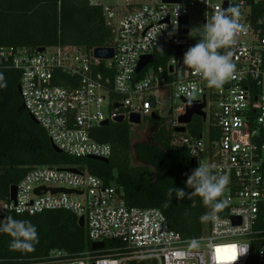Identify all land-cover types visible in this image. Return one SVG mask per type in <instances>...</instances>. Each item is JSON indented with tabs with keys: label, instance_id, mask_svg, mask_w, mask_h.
I'll use <instances>...</instances> for the list:
<instances>
[{
	"label": "built area",
	"instance_id": "obj_1",
	"mask_svg": "<svg viewBox=\"0 0 264 264\" xmlns=\"http://www.w3.org/2000/svg\"><path fill=\"white\" fill-rule=\"evenodd\" d=\"M99 7L110 32L108 46L86 50L55 45L42 51L1 47L0 62L18 70L22 108L46 132L61 153L73 158L109 159L111 146L96 141L93 131L119 116L133 127L145 119L150 126L176 128L173 143L187 148L196 166L212 167L214 174L227 175L230 183L220 197L225 202L218 218L205 222L200 245L170 228L156 208L126 204L121 187L106 185L81 165H39L29 168L14 185L11 198L0 194V222L9 213L34 215L63 209L77 220L89 244L119 242L128 253L122 256L84 252L74 260L62 251H52L47 262L37 264H127L151 258L157 264H248L252 251L255 263L264 264V0H88ZM239 6L244 25L230 49L236 72L221 88H209L194 71L183 67L182 58L196 42L190 38L192 11H202V26L216 11ZM187 17V32L180 33ZM176 25L175 34L169 33ZM166 27V28H165ZM158 47L170 49L163 64L155 65ZM96 48H111L112 58L95 57ZM151 62L136 72L142 57ZM179 103V105H178ZM205 137L186 134L192 124L178 118L187 106H199ZM139 124H130L131 115ZM176 114L175 119L173 115ZM158 117L152 121L151 117ZM198 130V126H195ZM143 129V130H145ZM74 170V171H72ZM43 188L45 190H43ZM39 191L36 192V190ZM65 189L74 193H53ZM1 232V230H0ZM247 248L244 254L243 249ZM0 264H2L0 262Z\"/></svg>",
	"mask_w": 264,
	"mask_h": 264
},
{
	"label": "trees",
	"instance_id": "obj_2",
	"mask_svg": "<svg viewBox=\"0 0 264 264\" xmlns=\"http://www.w3.org/2000/svg\"><path fill=\"white\" fill-rule=\"evenodd\" d=\"M110 32L105 27L99 7L88 0H0V48L36 49L55 45L78 46L86 50L108 46ZM162 49V50H161ZM170 49L158 47L155 65L163 64ZM20 73L9 63L0 62V194L16 184L34 166L81 165L108 185L121 187L127 205L156 208L165 216L171 229L182 238L199 237L205 222L200 217L209 211L199 196L177 200L167 197L169 188L185 187L187 174L197 166L183 145L173 143V128L150 126L148 139L131 145V126L126 122L109 123L93 131V137L111 146L107 164L86 158H73L56 153L46 132L31 121L22 108L17 91ZM192 136H199L194 122L188 126ZM135 161V163H133ZM222 208L218 210L221 212ZM28 221L37 232L33 250H10L12 236L0 232L2 264H37L47 262L52 251H62L65 259L74 260L90 250L85 230L71 212L58 209L27 215L9 213L6 218ZM116 248L119 256L128 251L116 241L105 242L97 255L109 254ZM252 251L248 264L255 263ZM127 264H157L151 258L132 259Z\"/></svg>",
	"mask_w": 264,
	"mask_h": 264
},
{
	"label": "clouds",
	"instance_id": "obj_3",
	"mask_svg": "<svg viewBox=\"0 0 264 264\" xmlns=\"http://www.w3.org/2000/svg\"><path fill=\"white\" fill-rule=\"evenodd\" d=\"M241 11L239 6L229 5L226 9L216 11L210 18H206L203 26L194 28L199 33L198 41L187 49L182 58L183 67L200 75L209 88H221L236 72V65L232 60V52H221V49H230L236 43V37L244 31L240 23ZM166 28V27H165ZM176 25H173L169 36L175 34ZM162 50V49H161ZM230 183L227 175L214 174L212 167L199 162V166L187 174L185 187L169 188L167 197L171 200L175 193L177 200L185 198L191 200L199 196L203 205L209 209L201 217V222L215 221L218 210L225 204L220 199ZM0 230L12 236L10 250H33V242L37 240V232L28 221H17L11 217L0 222ZM190 248H197L200 241L192 238L188 241ZM244 254L247 248L243 249Z\"/></svg>",
	"mask_w": 264,
	"mask_h": 264
},
{
	"label": "water",
	"instance_id": "obj_4",
	"mask_svg": "<svg viewBox=\"0 0 264 264\" xmlns=\"http://www.w3.org/2000/svg\"><path fill=\"white\" fill-rule=\"evenodd\" d=\"M165 2H171V3H179L180 0H164ZM186 25H187V17H184L182 18L181 20V26L182 28H180V33L181 34H185L187 32V29H186ZM38 51H42L43 50V47H39L37 48ZM94 55L95 57H98V58H102V59H108V58H112L113 56V51L111 48H96L94 50ZM152 60V56L148 55V56H145V57H142L141 60L139 61L138 63V66H137V69H136V72H138L139 70H141L146 64H148L149 62H151ZM17 91L19 93L20 91V88L19 86H17ZM204 107V103L200 104L199 106H187V109H186V113L185 115H182L178 118V123L179 124H182V125H187V124H190L191 120H192V117L193 116H199L201 117L203 120H204V113L201 112V109ZM31 121L35 124H37V122L34 120V118L29 115ZM152 121H157L158 120V117L155 116V115H152L151 117ZM115 122L116 123H121L123 122V118L121 116L117 117L115 119ZM128 122L130 124H139L140 122V119H139V116L136 115V114H133L129 117L128 119ZM109 123L107 121L103 122L101 124V126H107ZM174 131L176 133H183L185 131V127L183 126H180V127H176L174 128ZM51 147L52 149L54 150V152L56 153H61L59 149H57L51 142ZM87 159L89 160H94V161H98V162H103L105 164H107L109 162L108 159H102V158H96V157H88ZM74 171V170H72ZM43 190H45L43 188ZM39 191V189L36 190V192ZM53 193H56V192H63V193H66V194H72L74 193L72 190H65V189H54V190H51ZM10 193H11V198L14 199V195H15V187L12 186L10 188ZM77 223H78V226L80 228H83V218H79L77 220ZM104 247V244L103 243H92L90 245V249L92 251H97V250H102Z\"/></svg>",
	"mask_w": 264,
	"mask_h": 264
},
{
	"label": "rangeland",
	"instance_id": "obj_5",
	"mask_svg": "<svg viewBox=\"0 0 264 264\" xmlns=\"http://www.w3.org/2000/svg\"><path fill=\"white\" fill-rule=\"evenodd\" d=\"M202 20H203V13L202 11H192L190 18H189V29H190V40L192 42H197L199 39V33L196 30H193L194 28H198L202 26ZM179 105V103H178ZM176 114L173 115V119H175ZM194 122L195 126H198L199 132L202 131L203 137H205L206 133V127L208 126L207 122H202V119L195 116L192 120V123ZM145 119H142L141 123L133 127V131H135L133 134L131 133V145H134L135 143L144 141L148 139V129H145ZM145 129V130H143ZM189 133V129L187 128L186 134ZM135 163V161H133Z\"/></svg>",
	"mask_w": 264,
	"mask_h": 264
}]
</instances>
